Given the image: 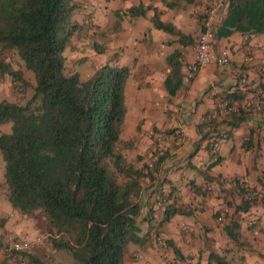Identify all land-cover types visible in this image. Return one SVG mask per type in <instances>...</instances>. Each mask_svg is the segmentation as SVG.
Instances as JSON below:
<instances>
[{"label":"trees","instance_id":"trees-1","mask_svg":"<svg viewBox=\"0 0 264 264\" xmlns=\"http://www.w3.org/2000/svg\"><path fill=\"white\" fill-rule=\"evenodd\" d=\"M223 5L215 36L234 31L264 33V0H224ZM77 6L76 0H0V75L9 74L20 93L30 84L32 87L22 102L0 99V124L10 123L9 130H0L5 196L21 212L43 210L51 249L65 250L74 264H120L127 244L143 243L153 225L152 208L141 210L153 182L142 189L141 180L154 179L163 154L152 168L143 171L145 164L134 167L126 163L117 149L125 113L126 65L105 61L88 75L65 69L61 51L78 27L71 18ZM126 11L130 15L144 12L140 6H129ZM151 20L155 27L176 35L181 44L195 42L190 34L160 20L156 12ZM10 51L32 72V83L5 59ZM165 60L169 70L163 86L173 95L181 85V50L175 48ZM236 97V93L227 96L228 106ZM224 115L229 117L222 121L230 127L245 116L241 108H230ZM209 118L205 123L212 125ZM201 125L197 124V130L203 138L209 130L201 131ZM247 139L242 142L244 148L249 146ZM206 145L208 150V142ZM219 148L214 158L208 151L210 164L219 161ZM257 179L264 185L263 172ZM234 183L242 194L233 206L235 211L246 210L257 199L264 203V189L258 198L253 186L248 189ZM154 193L158 197L153 200L160 202V189ZM183 212L180 206L165 204L158 223ZM143 221L147 226L140 234ZM233 225L225 224L224 229L234 239L237 231ZM166 241L175 256L182 257L178 248ZM21 257L30 264H47L31 251H21ZM207 261L227 264L212 251Z\"/></svg>","mask_w":264,"mask_h":264},{"label":"crops","instance_id":"crops-1","mask_svg":"<svg viewBox=\"0 0 264 264\" xmlns=\"http://www.w3.org/2000/svg\"><path fill=\"white\" fill-rule=\"evenodd\" d=\"M76 1L79 6H84V1L88 6L87 12L96 11L95 21L91 22L86 35L100 33L103 40L108 43L110 40L118 49V53L111 51L110 55H119L120 63L134 54L132 61H129L131 64L147 65L143 70L144 89L135 84L136 91L132 92L134 102L137 101L141 109V116L134 128L126 131V139L130 141L128 147L119 150L125 162L141 167L148 158L153 133L159 131L161 134L163 155L155 177L153 180L146 177L141 180L142 189L153 182L141 204V210L152 208L150 220L153 225L143 243H137L136 247L126 246L121 261L124 264H216L207 261L208 253L212 251L222 256L227 264H264V203L257 199L246 210L233 209L242 195L233 180L236 176L246 177L257 192L264 189L257 179L261 172L264 173V103L260 108L256 107V102L261 99L258 91L264 92V34L246 35L234 31L217 37L213 29L210 33L213 42L228 49L227 63L197 67L191 80L187 83L181 81L175 93L169 95L163 86L169 66L166 60L163 64L157 60L159 47L171 44V51L175 48L181 50L182 74L193 61V52L183 51V46L188 48L189 44H181L176 35L152 27L151 16L156 12L160 20L174 24L195 39L214 0H196L192 3L184 0H98V6L97 0ZM129 6H140L144 12L130 15L126 11ZM223 6L216 14V24L224 13ZM112 15L114 20H111ZM96 29L99 31L95 32ZM150 29V32H146ZM149 34H152V44L147 42ZM131 39L139 42L141 50L130 52L124 59L127 52L123 50ZM96 54L101 63L110 57L102 51H94L93 56ZM13 62L10 60L11 66L19 68L22 76L30 82L31 79L26 76L28 73L21 69L19 61L15 65ZM154 62H157L156 66ZM85 64L90 65V62L86 61ZM72 68L69 69L78 71L80 75L90 74ZM148 89L149 92H146ZM25 90L22 93L15 90L9 74L0 75V99L6 95L23 97ZM231 93L239 95L231 99V108H241L245 116L237 126L230 127L222 121L229 116L222 113L221 106ZM153 94L159 95V98L151 99ZM146 98L151 101L147 107ZM210 116L212 125H207L205 122ZM199 123H202L201 131L209 130L206 137L200 138L197 130ZM0 130H7L6 123L0 124ZM218 130L226 131L227 136L218 151L219 161L210 164L212 159L206 144ZM124 136L125 133L119 140L122 141ZM247 138H250L249 146L244 148L242 142ZM160 181L163 183L162 189ZM158 188L161 198L160 202H155L153 194ZM165 204L180 206L184 212L174 213L168 220L158 223ZM4 210L8 213H0V264H13L16 259L2 251V237L5 234L21 238L38 235L42 232V226L9 203L5 196V185L0 182V212ZM231 222L234 223L233 230L237 231L234 239L224 229V225ZM183 224L188 226V231ZM146 226L147 221H143L141 227H144V231ZM153 232L165 241L164 247L152 238ZM28 239L40 240L39 237ZM168 239L182 257L175 256L166 241Z\"/></svg>","mask_w":264,"mask_h":264},{"label":"rangeland","instance_id":"rangeland-1","mask_svg":"<svg viewBox=\"0 0 264 264\" xmlns=\"http://www.w3.org/2000/svg\"><path fill=\"white\" fill-rule=\"evenodd\" d=\"M92 3H94V2H92ZM99 3L100 2H98V0H97L96 6H98ZM83 4H84V6H79V3H78L77 8L71 14L72 20L77 22L78 27L70 35L65 47L61 51L63 64H64L65 69L73 67V68L80 70L81 73H83V71H86L87 73L91 74L93 72V70L95 69V67H97L101 64V62L97 58L98 54L93 56L94 51L95 52L102 51V53L104 55L110 56L107 60H105L108 63H112V64H116V65H121V63L126 64V66L128 67V74H127V77L125 79L126 82H125V86H124V89L122 92L123 104L125 107V113L123 116V120L121 122V129H120V133H119V138L121 136H123L124 133H125V136L123 137L122 141L119 140L120 142L119 141H118L119 143L117 142L118 143L117 149L118 150L124 149V148L128 147V145L130 143V141H128V139H126L128 136L126 134V131L132 130V128H134V125L136 124L137 119L141 116V109L137 106V101L134 102L132 92L136 91L135 84H138L140 89H144L143 84L145 83V80H144V76H143V70L145 67H147V65H145V67H144L141 64H138V63L131 64L129 62L130 60L132 61L131 58L135 56L134 54L131 55L130 52L133 53L135 51L137 52V51L141 50L139 47V42H137V41L134 42V39H131V43L123 50V51L127 52L124 59L129 54H130V56H128L124 62L120 63L119 62V55H110L111 51H117V53H118V49L115 48V45L110 40H109V43L106 40H103L102 36H101L102 34H100V33H94L92 35H86V32L89 30V28L91 26V22L95 21V18H96L95 12L96 11L93 9V10H91V12H87L88 6H86L84 1H83ZM88 5H89V3H88ZM111 20H114V15L111 16ZM151 22H152V20H151ZM151 26L152 27L154 26L153 22H152ZM151 30L152 29L146 30V32H150ZM97 31H99V30L96 29L95 32H97ZM73 36H75V37H73ZM151 37H152V34H149L148 38H147V42L149 44H152V42H151L152 38ZM196 37H195V40H196ZM149 38H151V39H149ZM192 45H193V43L189 44L188 48L183 49V51H187V50L192 51ZM148 49H151V47H149ZM171 50H172L171 44L170 45H168V44L167 45H161L159 47V50H158L157 60H160V62L163 64V62L165 60L166 53L171 51ZM74 52H75V54H74ZM5 59L11 60L12 62L16 60V62L12 63L13 65L17 64L19 61L21 69L24 70L25 73H28L29 76L28 75H26V76L28 79L29 78L31 79L30 83L33 82L32 72L24 67L21 59H19L17 57V59H18V61H17V59L14 57V55L11 54V51L6 54ZM86 61L90 62V65H88V64L86 65L85 64ZM154 65L156 66L157 62H154ZM133 66H137V67L132 68ZM31 92H32V87L30 84L29 87H26L25 95L23 96V98L28 97L31 94ZM146 92H149V89ZM154 97L159 98V95L153 94L151 96V99H153ZM1 98H4V97H1ZM4 99L9 100V101H13V102H22V97H20V96L6 95V97ZM147 101H148V99H147ZM150 103H151V101H148V104L145 107L149 106ZM9 124H10L9 122H6L7 130H9ZM151 131L153 132L154 130L152 129ZM155 133H159V131H157ZM0 182H3V184H4L3 161L1 158V154H0ZM0 213H1V215H6V213H8V211L4 210ZM27 216L30 217V219L34 220L35 223H39L42 226V232L40 234L33 235V236L29 235L26 237V238L39 237V239H40L38 241L39 243H37L35 245V247L31 250V252H33L34 254L39 256L47 264H74L73 258L65 250H58L55 252L51 249L50 244L48 243V240H47L48 225L49 224H48V219H47L45 212L43 210L37 208V209L32 210L31 212H27ZM143 229H144V227H141V230L139 231L140 234L144 233ZM127 245H131V246L136 247L138 244L133 243V242H129ZM21 258H22L21 260H19V258L18 259L15 258L16 260L14 261L13 264H30L28 260H26L23 257H21ZM170 263H171V261H170ZM120 264H124V263L122 261H120Z\"/></svg>","mask_w":264,"mask_h":264},{"label":"built area","instance_id":"built-area-1","mask_svg":"<svg viewBox=\"0 0 264 264\" xmlns=\"http://www.w3.org/2000/svg\"><path fill=\"white\" fill-rule=\"evenodd\" d=\"M224 0H214L213 3L209 6L201 24V30L199 31L195 42L192 45L193 52V61L187 65V71L181 75V81L187 83L191 80L194 71L197 67L203 64H212L214 66H222L228 61V49L225 47L217 46L212 38L210 37L211 31L215 27L216 14L218 10L223 6ZM186 46H183V49H186ZM261 96L260 101L256 102V107L260 108L264 103V92L262 90L258 91ZM221 110L223 114L229 112L231 106H228L227 100L222 102ZM180 134V132H179ZM226 131L220 130L210 137L208 141V151L213 155L214 158L217 149L220 147L222 141L226 138ZM160 133H153L151 138V144L149 147V155L145 161L143 171L152 168L154 161L163 154L162 145L160 142ZM234 182H238L239 186L251 187L248 179L246 177L236 176ZM160 188L162 189L163 183H159ZM263 191H261L262 193ZM155 197H158L157 193L153 194ZM262 194L258 193V198ZM184 229L188 231V226L183 224ZM152 238L155 242L159 243L160 246H165V241L157 234L152 233ZM38 243L37 239H28L14 236L12 234H5L2 237V251L8 256L14 258H21V251H31L35 245Z\"/></svg>","mask_w":264,"mask_h":264}]
</instances>
